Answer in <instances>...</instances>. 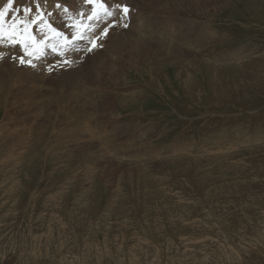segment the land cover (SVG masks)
<instances>
[{"label":"rangeland","instance_id":"obj_1","mask_svg":"<svg viewBox=\"0 0 264 264\" xmlns=\"http://www.w3.org/2000/svg\"><path fill=\"white\" fill-rule=\"evenodd\" d=\"M50 1L13 7L30 2L28 20L54 17L70 35L91 11L85 0H59L67 12ZM135 1L109 0L133 8L128 27L115 28L130 37L20 64L0 94V264H264V0ZM159 4L171 15L153 11ZM140 21L171 36L136 40ZM41 24L29 28L47 37ZM118 55L114 76L107 61ZM63 61L76 64L50 70ZM134 91L141 97L126 99Z\"/></svg>","mask_w":264,"mask_h":264},{"label":"bare ground","instance_id":"obj_2","mask_svg":"<svg viewBox=\"0 0 264 264\" xmlns=\"http://www.w3.org/2000/svg\"><path fill=\"white\" fill-rule=\"evenodd\" d=\"M22 1V0H21ZM30 1V0H29ZM47 1H49V0H47ZM59 0H51L50 2H49V5H47V6H53L55 3L57 4V2H58ZM62 1H64V0H62ZM115 1V0H114ZM123 2H125L126 4H129L130 6L131 5H135L136 4V1L135 0H122ZM142 2L141 3H143V0H141ZM147 1V0H146ZM154 0H151V2H150V4L153 2ZM7 3V0H0V7H3V5H5ZM24 3V2H23ZM141 3H138V4H140L141 5ZM29 4H30V2H29ZM28 4V5H29ZM143 5H145V4H142L140 7L143 9ZM42 6V5H41ZM136 6V5H135ZM139 6V5H138ZM44 7V6H43ZM42 7V8H43ZM129 7V6H128ZM35 8H36V6H35ZM130 9H133L132 7L130 8ZM139 9V8H138ZM38 10V9H37ZM55 10V9H54ZM153 11H155V12H160V13H163V15H171L170 13V11H168L167 10V6H165V5H163V4H159V5H157V6H155L154 7V9H153ZM103 12V11H102ZM176 13V12H175ZM56 14V13H55ZM52 15H54V13L52 14ZM71 15V14H70ZM131 15H132V11H130L129 13H128V15H127V17L125 18V19H127V21H128V19H130V17H131ZM137 15H138V13H137ZM174 14H172V16H173ZM176 15V14H175ZM106 16V15H105ZM107 17V16H106ZM133 17V16H132ZM135 17V16H134ZM133 17V18H134ZM166 17H171V16H166ZM179 17V16H178ZM181 17V16H180ZM50 18V17H49ZM103 18V17H102ZM102 18H101V20H102ZM111 18V17H110ZM138 18V17H137ZM141 18V17H140ZM160 18V17H159ZM173 18V17H172ZM74 19V18H73ZM166 19V18H165ZM164 19V21H158L156 24H153V26H155V27H153V28H156V26H165V24H163V22H165L166 20ZM192 18H190L189 20H191ZM60 20H61V18H60ZM100 20V21H101ZM106 20H108V19H106ZM111 21V20H110ZM186 21H187V19H186ZM197 21V20H196ZM196 21H195V23H196ZM68 22V21H67ZM141 22V21H140ZM148 22V21H147ZM143 23V22H141V23H143V24H141V23H137V25L136 26H140V28H142V27H144L145 29L144 30H138V34L137 35H135L134 37H132V38H134V39H136V40H141V39H144V38H154V39H157L158 41H163V42H165L166 40H168V39H166V38H168L169 36H171V34H170V32H171V28H167V27H159L158 28V30L157 29H153L152 30V26H146V25H148L149 23ZM167 22H169V21H167ZM187 22H189V21H187ZM191 22V21H190ZM52 23H54L53 22V19H52ZM109 23V22H108ZM132 23V22H131ZM202 24H204V23H202ZM58 25V24H57ZM96 25V24H95ZM98 25H99V23H98ZM97 25V26H98ZM183 25V24H182ZM201 25V24H200ZM205 25V24H204ZM131 26V25H130ZM168 26V25H167ZM135 27V25H133L132 26V28H130V29H128V30H126V31H123V32H121L120 33V35H122V34H128V33H130L132 30H134L133 28ZM181 27V26H180ZM184 27V26H183ZM190 27V26H189ZM193 27H194V25H193ZM197 27H199V21L197 22ZM197 27H195V28H197ZM203 27V26H202ZM201 27V28H202ZM207 27V26H206ZM99 28V27H98ZM136 28V27H135ZM184 28H186V27H184ZM96 29V28H95ZM189 29V28H188ZM193 29V28H192ZM207 29V28H206ZM98 30V29H97ZM118 29H109V42L111 43V44H119V41H121V40H124V39H126V37H130V36H122V37H118V34H117V31ZM157 31V34H155L156 32H153V31ZM177 30V29H176ZM183 30V29H182ZM186 30V29H185ZM190 30V29H189ZM188 30V31H189ZM179 31L181 32V28L179 29ZM208 32H209V29L207 30ZM205 32V33H207L208 34V32ZM192 32H194V31H192ZM203 32V33H204ZM211 32H212V30H211ZM185 33H187V32H185ZM190 33V32H189ZM176 34V33H175ZM174 34V35H175ZM194 34H195V32H194ZM193 34V35H194ZM202 34V31L201 30H198L197 32H196V35H195V39L197 40V39H199V37H201L200 35ZM213 34V33H212ZM216 34H218V33H216ZM216 34H214V37H215V35ZM112 35V36H111ZM119 35V36H120ZM173 35V36H174ZM177 36H176V38H181L182 40L180 41L179 39H177V40H179V41H177V43L176 44H181V45H183V46H185V47H189V46H186V44L187 43H189L190 41H189V38H191V37H189V35L187 36V37H185V34L184 33H181V34H176ZM204 35V34H203ZM181 36V37H180ZM206 36V35H205ZM218 36V35H217ZM189 37V38H188ZM208 37H210V36H208ZM220 37V36H219ZM175 38V39H176ZM202 38H203V36H202ZM221 38H223V36H221ZM220 38V39H221ZM166 39V40H165ZM170 39V38H169ZM195 39H193V40H195ZM208 39V38H207ZM210 39V38H209ZM216 39H218V38H216ZM215 39V40H216ZM220 39H219V41H220ZM101 41H99V44H101L102 42H103V39H100ZM104 40H105V38H104ZM133 40V39H132ZM192 40V39H191ZM201 40V39H200ZM214 40V39H213ZM212 39H211V41H213ZM214 40V41H215ZM106 41V40H105ZM135 41V40H134ZM132 42L133 43V46H134V48H136L137 50H140V49H144V50H148L149 52L150 51H154V54H156L157 53V50L159 49V47H160V43H156L155 44V46L154 45H152V44H150V43H144V44H136L135 42ZM170 41V40H169ZM174 41H176V40H174ZM198 42H200L199 40H197ZM204 41H206V40H204ZM208 41V40H207ZM222 41H223V39H222ZM222 41H220V42H222ZM209 42V41H208ZM207 42V43H208ZM194 43H197V42H193V44ZM205 43V42H204ZM216 43V42H215ZM125 44V43H124ZM124 44H123V48L121 49V50H123L124 48H125V46H124ZM200 44V43H199ZM209 44H214V42H212V43H209ZM83 45V44H82ZM197 45H198V43H197ZM202 45H203V42H202ZM202 45H200V46H202ZM19 46V45H18ZM141 46H143V48H141ZM194 46V45H193ZM192 46V47H193ZM199 46V45H198ZM198 46H196V47H198ZM207 46V45H206ZM205 46V47H206ZM191 47V46H190ZM195 47V46H194ZM193 47V48H194ZM195 47V49L197 50V48ZM203 47V46H202ZM201 47V48H202ZM210 47V46H209ZM255 47V46H254ZM117 48V47H116ZM161 48V47H160ZM212 48V47H211ZM211 48H208L210 51H211ZM252 48V47H251ZM72 49V48H71ZM199 49H200V47H199ZM205 49V48H204ZM254 49V48H253ZM0 50H3V51H5V53H6V57L7 56H14V53H15V51H14V47L12 48V47H8L7 48V46L6 45H3V48L2 49H0ZM120 50V51H121ZM206 50V49H205ZM16 51H18V49L16 50ZM86 51V50H85ZM125 51V50H124ZM199 51V50H198ZM208 51V50H207ZM206 51V52H207ZM232 51V50H231ZM236 51V50H235ZM257 51V50H256ZM50 52V51H49ZM48 52V53H49ZM69 52V51H68ZM75 53H77V52H75ZM140 53V51H137L136 52V56L134 55V56H130V57H132V58H130L129 57V63L130 64H133V65H136L137 63H138V57H139V54ZM151 53V52H150ZM231 53V52H230ZM73 54H74V52H73ZM79 55H80V53H78ZM123 54V53H122ZM82 55V54H81ZM185 55V54H184ZM183 55V56H184ZM240 55V54H239ZM238 55V57H239V59L242 57H240ZM76 56H78V55H76ZM145 56H146V59H148L149 57V53L148 52H145ZM151 56V55H150ZM180 56V52H177V53H175V51L173 52V57H175V58H178ZM236 56V55H235ZM234 56V57H235ZM247 56V55H246ZM60 57V56H59ZM74 57H75V55H74ZM123 57V55L121 56H119L118 55V57L116 58V56L115 57H113L112 58V60H108L107 62H110L109 64H111L110 65V68H111V70H110V72H112L113 71V73L115 74L114 76H117L118 75V71H117V66H116V64H117V62H116V59L117 60H121V58ZM193 57V56H192ZM72 58V57H71ZM98 59V61L99 62H103V60H102V58H101V55L97 58ZM115 59V60H114ZM58 60V59H57ZM74 60V59H73ZM76 60V59H75ZM214 60V59H213ZM71 62V61H70ZM78 62V61H77ZM217 62V61H216ZM221 62V61H220ZM9 63V64H8ZM116 63V64H115ZM76 64V62H74V63H72V64H68L69 66H67V65H65V66H63V65H60V66H58V67H56V68H53L52 70L54 71V70H60L61 71V69H63L64 67H68V68H71L72 67V65H75ZM19 63H16V62H14L13 60H11V59H8V58H5V59H3V60H0V94L4 91V89L6 88V87H8V84L10 83V84H12V82L11 81H13L12 79H14L16 76H17V69H18V67H19ZM63 66V67H62ZM80 67V66H79ZM38 68V67H37ZM90 68H91V66H90ZM30 69H32V68H30ZM92 69V68H91ZM73 70H75L74 68H73ZM19 71V70H18ZM83 71V70H82ZM99 71H101V70H99ZM99 71H92V78H95L96 80L98 79H100V77H102L101 75H100V73H99ZM72 72V71H71ZM33 73H35V72H33ZM61 73H67V72H65V71H61ZM60 73V74H61ZM30 74V73H29ZM54 74V73H53ZM20 75V74H19ZM21 76V75H20ZM28 76V75H27ZM37 76V75H36ZM52 76V75H51ZM55 76H57V75H55ZM54 76V77H55ZM24 77V76H23ZM26 77V76H25ZM31 77V76H30ZM17 78V77H16ZM34 79V78H33ZM15 80V79H14ZM21 80V79H20ZM61 80V79H60ZM19 81V80H18ZM116 82H119V80L118 79H116ZM14 83H16V80L14 81ZM13 83V84H14ZM21 83V82H20ZM19 83V84H20ZM100 83V82H99ZM53 84V83H52ZM58 87L61 85L60 83L58 84H56ZM15 86V85H14ZM18 86V85H17ZM101 86V85H100ZM118 86V85H117ZM16 87V86H15ZM52 87H53V85H52ZM62 87H65L63 84L61 85V90H62ZM103 87V86H102ZM54 88V87H53ZM83 88V87H82ZM84 88H86V87H84ZM88 90V89H87ZM86 90V91H87ZM9 92V91H8ZM11 92H13V90L11 91ZM56 92H58V91H56ZM93 92V91H92ZM96 92V91H95ZM108 93H109V91H107ZM5 93H7V91L5 92ZM87 93H88V91H87ZM10 94V93H9ZM12 94V93H11ZM26 94V93H25ZM108 95V94H107ZM125 95H128V94H125ZM123 96V95H122ZM131 96L132 97H130V98H126V99H131V98H139V97H141L140 96V94H139V92L138 91H134L133 93H131ZM8 97V96H7ZM24 97H25V95H24ZM23 97V98H24ZM26 97H27V95H26ZM124 97V96H123ZM2 98H4V96L2 97ZM99 98V97H98ZM102 99V98H101ZM3 100V99H2ZM16 100V99H15ZM88 101V100H87ZM104 101V100H103ZM4 102V101H3ZM85 102V101H84ZM86 103V102H85ZM82 104V103H81ZM84 105V104H83ZM86 105H87V103H86ZM89 105V104H88ZM16 106V105H15ZM28 106H30V105H28ZM99 106V105H98ZM20 107V106H19ZM17 108V107H16ZM96 108V107H95ZM27 109V108H26ZM37 109V108H36ZM89 110V109H88ZM93 110V109H92ZM18 111V110H17ZM98 111V110H97ZM94 112V111H93ZM100 112V111H99ZM110 112V114L112 113L111 111H109ZM27 114V113H26ZM39 114V113H38ZM85 114V113H84ZM90 114V113H89ZM94 114V113H93ZM109 114V115H110ZM91 115V114H90ZM41 117V116H40ZM50 117V116H49ZM49 117H48V119H49ZM79 118H80V116H79ZM82 118H84V117H82ZM100 117H98V119H99ZM106 118H112L111 116H108V117H106ZM90 119V118H89ZM26 120V119H25ZM115 120V119H114ZM131 120H132V118H131ZM239 120V119H238ZM55 121V120H54ZM109 121V120H108ZM128 121V120H127ZM46 122V121H45ZM114 122H116V121H114ZM113 122V123H114ZM121 122V121H120ZM39 123V122H38ZM112 123V124H113ZM123 123V122H122ZM130 123H131V121H130ZM32 124V123H31ZM71 124H72V122H71ZM131 124H133V123H131ZM40 125V124H39ZM125 125V124H124ZM7 126H8V124H7ZM108 126V125H107ZM127 126H129V125H127ZM133 126V125H132ZM135 126H137V125H135ZM5 127V126H4ZM3 127V128H4ZM75 127V126H74ZM93 128V127H92ZM99 128V127H98ZM124 128V127H123ZM8 129V128H7ZM7 129H5V131L7 130ZM131 129V128H130ZM135 129V128H134ZM147 130V129H146ZM2 131H4V130H2ZM132 131H134V130H132ZM8 132V131H7ZM216 132V131H215ZM4 133H6V132H4ZM3 133V134H4ZM14 133H15V131H14ZM149 133V132H148ZM2 134V133H1ZM0 134V135H1ZM6 134H8V133H6ZM92 134V133H91ZM90 134V135H91ZM132 134V133H131ZM134 134V133H133ZM16 135V134H15ZM109 135V134H108ZM3 136V135H2ZM7 136V135H6ZM6 136H5V134H4V137L6 138ZM9 136H10V133H9ZM17 136V135H16ZM40 136V135H39ZM115 136H116V134H115ZM140 136V135H139ZM216 136V135H215ZM13 137V136H12ZM136 137V136H135ZM7 138H11V137H7ZM134 138V137H133ZM12 139V138H11ZM10 139V140H11ZM40 139V138H39ZM263 139V138H262ZM29 140V139H28ZM264 140V139H263ZM1 141H5V139L4 138H2V140ZM122 141V140H121ZM6 142V141H5ZM8 142V141H7ZM1 143V142H0ZM216 143V142H215ZM2 144V143H1ZM5 144H7V143H5ZM26 144V143H25ZM102 144V143H101ZM239 145V144H238ZM154 146V145H153ZM19 147V146H18ZM92 147V146H91ZM24 148V147H23ZM173 148H175V147H173ZM100 149V148H99ZM146 150V149H145ZM222 150V149H221ZM227 150H228V148H227ZM18 151V150H17ZM179 151V150H178ZM200 152V151H199ZM19 153V152H18ZM180 153V152H179ZM16 155H18V154H16ZM15 155V156H16ZM132 155V154H131ZM157 155V154H156ZM202 155V154H201ZM14 156V155H13ZM136 156H138V155H136ZM207 156V155H206ZM11 157V156H10ZM9 157V158H10ZM196 157V156H195ZM5 159V158H4ZM123 160V159H122ZM15 163V162H14ZM2 164V163H1ZM8 164V163H7ZM9 167V166H8ZM7 168V167H6ZM14 169V168H13ZM9 170V169H8ZM8 175V174H7ZM12 179H14L13 177H11ZM12 179H11V181H12ZM10 181V180H9ZM14 183H15V181H14ZM14 183H12L13 185H14ZM12 185V186H13ZM203 210V209H202ZM202 212H204V211H202ZM231 253V252H230ZM238 254V253H237ZM237 254H235V255H237ZM258 255V254H257ZM238 256V255H237ZM236 257V256H235ZM256 258H258V257H256ZM244 259V258H243ZM246 259V258H245ZM240 261V260H239ZM234 262V261H233Z\"/></svg>","mask_w":264,"mask_h":264},{"label":"snow or ice","instance_id":"obj_3","mask_svg":"<svg viewBox=\"0 0 264 264\" xmlns=\"http://www.w3.org/2000/svg\"><path fill=\"white\" fill-rule=\"evenodd\" d=\"M47 0H32V3L37 5L39 7L40 4H46ZM88 4H97L99 7L104 9L105 15L111 17L110 23H104L103 21H99V17H95L99 23L103 24L102 27H99L98 31H96V37L100 36H107L109 29H115L118 27H125L127 28V23H121L122 20H124L128 13L132 11V9H129L127 5L121 4V3H109V0H85ZM19 3V0H7V3L3 5V7H0V49L3 48L4 45V39L5 37L8 39V41L11 43L13 47L20 44L21 41L17 38L18 36L23 35L25 32L28 31L29 27L36 23L38 19L35 18L33 20H28V16L33 13V9L31 5H23L19 7H13V5H17ZM55 7L57 9H63V11L67 12L68 9L61 5L56 4ZM14 13V15H13ZM78 15L80 13H77ZM93 16H89L88 19H93ZM55 21V18L53 17V22ZM7 23V27H5V24ZM40 27L42 28L43 25L41 24ZM49 28L52 31H55L54 28H52V25H49ZM60 35H63V33H60ZM30 40H35L34 36L29 37ZM46 39L45 36H41V42ZM102 45L93 44V47H100ZM51 47V52H55L56 48L54 46ZM18 51H22V49H18ZM88 51H91L89 49ZM51 53H45V55H50ZM59 55L63 56L64 53H59ZM5 58L11 59L16 63L25 65V66H31L33 69L36 68V64L32 62V59H28L25 61L24 57L21 56H7L6 53L3 50H0V60H3ZM65 65L68 64V61H63ZM74 63V62H73ZM50 70L54 68L55 66H49Z\"/></svg>","mask_w":264,"mask_h":264}]
</instances>
